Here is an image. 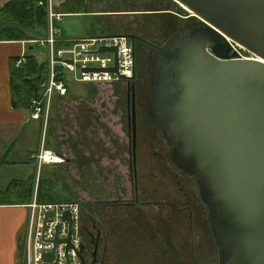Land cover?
<instances>
[{
	"label": "water",
	"instance_id": "1",
	"mask_svg": "<svg viewBox=\"0 0 264 264\" xmlns=\"http://www.w3.org/2000/svg\"><path fill=\"white\" fill-rule=\"evenodd\" d=\"M174 1L200 23L173 32L160 45L151 44L149 119L176 168L195 180L207 208L217 264H264V0ZM125 36L133 52L136 37ZM236 48L251 57H240ZM96 52L113 54L114 66L106 70L117 74V48L101 46ZM120 79L127 84L130 103L134 169V60L130 79ZM52 216V211L44 215L42 230ZM61 219L68 224V236L59 239L57 226L52 243L64 242L67 251L72 248L70 213ZM97 234L95 238L86 230L93 246L89 264H98ZM83 249L81 243L77 255L81 264H88ZM52 258L53 253L42 256Z\"/></svg>",
	"mask_w": 264,
	"mask_h": 264
},
{
	"label": "crops",
	"instance_id": "2",
	"mask_svg": "<svg viewBox=\"0 0 264 264\" xmlns=\"http://www.w3.org/2000/svg\"><path fill=\"white\" fill-rule=\"evenodd\" d=\"M8 1L10 0H0V5ZM27 33L29 40L6 41L0 37V168H10L17 172V177H21L19 180L9 177L3 185L0 184V194L4 193L13 182H26L27 180L31 192L28 202L21 203L11 200L2 202L0 200V264H22L29 214L28 205L33 197L35 196L40 204L60 202L55 201L57 194L55 195L50 190L52 187L42 186L41 180L51 178V183L54 168L62 167L61 164L67 168H76L69 176L71 178L75 174L76 181L72 182V179L65 181L67 191L76 196L75 200L69 203L79 206L80 222L81 218L87 220L86 214L92 211L93 217L89 218L91 224L89 230L93 233L97 230L101 234L98 258L102 264H156V260L164 255L166 229H170V224L166 223V215L178 216L177 226H175V220L172 219L170 238L172 249L176 253L182 243L186 247V239H183L184 235L181 234L180 223L182 221H179V216L183 218L184 227L188 229L186 220L188 221V215L189 219L191 215L192 218L194 217V208L188 204L184 207L174 206L170 209L169 206L172 204L169 205L163 201L162 185L151 191L138 187L136 152L133 169L129 140L125 138V135L123 136L121 128L120 132L118 131V137L115 134L114 137H103V139L91 137L87 142L84 138L78 137L64 140L59 138L58 142L53 138L54 132L52 134L51 127L54 125L49 128L48 120L44 123L41 119L31 118V109L12 107L10 69L12 65L15 68L21 67L15 66L21 53L26 56L33 55L38 64L47 63V55L41 52L43 47L38 42L41 38H37H44L46 28L42 32L27 30ZM34 45L39 46L37 51L34 50ZM39 53L45 54L46 58H40ZM71 86L72 84L68 86L65 93L69 96L68 90ZM64 96H54L50 107L51 113L55 110L54 105L58 107L61 102L62 105L66 104L63 103L67 102ZM41 145L60 155L63 163L42 165L38 168L30 156L35 154ZM102 151L106 152L104 158H102ZM83 172L88 173L89 178H93V185L98 183L94 179L102 176L114 181L115 186L108 187L107 192L102 186L101 192L90 191L91 188L87 185L89 183L86 182ZM77 193L79 198H77ZM106 194L109 195L108 199H105L108 196ZM148 196L155 197V200L146 201ZM166 208L172 213L166 211ZM201 211L203 212L202 209Z\"/></svg>",
	"mask_w": 264,
	"mask_h": 264
},
{
	"label": "rangeland",
	"instance_id": "3",
	"mask_svg": "<svg viewBox=\"0 0 264 264\" xmlns=\"http://www.w3.org/2000/svg\"><path fill=\"white\" fill-rule=\"evenodd\" d=\"M103 1L66 0L60 7V11L64 13L70 10L79 14L68 13V15L62 18V38L76 39L87 36L103 38L113 36L125 38L130 44V40L125 35L133 34V36L136 37L133 41L137 42L139 46L135 56L133 53V60L136 58L138 63L136 71L143 73L147 83L136 91L135 142L138 187L151 191L153 188L162 185L163 201L166 204H172V206H169L170 209L174 206L184 207L188 204L194 208V217L192 218L191 215L189 219L188 215V221L186 220L189 226L188 229L184 227L183 218L179 216V221H182L180 223V226H182L181 234L184 235L183 239H186V247H184L182 243L176 253L171 247L170 238L172 236V219L175 220L174 223L175 226H177L176 219H178V216L166 215V223L170 224V229H166L167 239L164 255H161L159 259L156 260V264H217V249L211 238L206 219L207 208L198 198L195 180L193 177L177 169L173 164L170 159L168 145L162 137H160L158 127L152 123L147 113L148 97L151 90V75H153L150 56L154 48L151 46V43L160 45L173 32L192 25L193 21L190 20L192 18H189L192 14L189 12L187 13L186 10L181 8L174 0H115L112 6L104 10L107 11V9H109L108 12H120L121 14H95L98 12L97 5ZM22 31L27 33L25 29ZM37 38L42 39V37ZM38 47V45H34V50L37 51ZM42 49L41 52H44L45 48L43 51ZM238 51L243 58L251 57L244 50L240 52L238 49ZM39 56L40 58H46V55L43 53H39ZM118 82H120L121 87H116L115 84L107 82H103V84L102 82H71L72 86L69 87L68 90L70 96L67 94L64 96L67 102L63 103L66 104L62 105L61 102V105H58V107L54 105L53 109L55 110H53L52 113L50 111L48 114L47 122L49 128L51 125H54L51 127L52 134L54 132L53 138L59 142V138L64 140L78 137L84 138L87 142L91 137H101L103 139V137H114V134L118 137L120 132L119 129L121 128L123 136L125 135V138L129 140L130 145V132L127 120V84L125 81ZM104 83L107 84L104 85ZM39 119L44 122L42 117ZM120 125L122 126L120 127ZM91 132L93 134H91ZM105 155L106 152L104 153V151H102V158H104ZM61 165L62 167L54 168V170L52 169L54 174L52 175L53 178L51 183V178L41 180L42 186H51L52 188L50 190L53 191L55 195H58H56L55 201L60 202L54 203L72 202V200L76 198L74 194L71 195L67 191L65 183L66 180L71 179L72 182L76 181L75 174H73L71 178L69 177L76 168H67L64 167L63 164ZM16 173L17 172L14 170H10V168L1 167L0 184L3 185V182L8 180L9 177L19 180L21 177H17ZM84 174L86 176V182L89 183L87 185L91 188L90 191L95 190V192H101L104 188V191L107 192L106 190L108 187L115 186L114 181L107 177L103 178L102 176L98 179H94L97 180L99 184L94 183L93 185V178H89L88 173ZM55 178H57V180H55ZM30 193V189H27L25 184H15V186L11 185L8 190L0 194V200L3 201L7 199L8 201H20L24 203L30 200ZM76 195L77 198H79L78 193ZM108 198L109 195L105 199ZM65 199L68 200L64 201ZM150 200H155V197L148 196L146 201ZM166 211L171 212L168 208H166ZM92 214V211H90L89 214H86V218L88 219L81 220L80 229L82 227L81 225H87L88 228H91L89 218L93 217ZM183 227L185 228V233Z\"/></svg>",
	"mask_w": 264,
	"mask_h": 264
},
{
	"label": "built area",
	"instance_id": "4",
	"mask_svg": "<svg viewBox=\"0 0 264 264\" xmlns=\"http://www.w3.org/2000/svg\"><path fill=\"white\" fill-rule=\"evenodd\" d=\"M66 0H39L37 6H44L46 12V33L39 44L45 48L47 55V72L40 84V92L30 100L31 118L42 117L44 123L48 119L53 96L65 95L71 82L74 83H99L120 81V76L130 79L133 70V52L131 45L121 37H83L62 38V18L68 13L60 11ZM117 48V74L106 69L114 66L112 53L98 54L99 47ZM235 49V48H234ZM240 50V49H239ZM236 51L240 55L238 48ZM242 51V50H240ZM26 54L21 53L15 66L26 63ZM240 57H242L240 55ZM243 58V57H242ZM87 69H97L98 72ZM39 168L42 165H56L63 163V159L42 145L38 151L30 156ZM29 214L23 245V264H81L77 255L82 243L80 229V208L75 203H38L34 196L28 205ZM53 212L48 217L43 229V219L47 212ZM69 212L71 215L72 232L70 241L72 248L66 251V244L52 243L58 226V238L68 236V224L62 220V214ZM53 253L52 260L42 259L44 254ZM83 254V253H82ZM84 256V254H83Z\"/></svg>",
	"mask_w": 264,
	"mask_h": 264
},
{
	"label": "trees",
	"instance_id": "5",
	"mask_svg": "<svg viewBox=\"0 0 264 264\" xmlns=\"http://www.w3.org/2000/svg\"><path fill=\"white\" fill-rule=\"evenodd\" d=\"M38 1L39 0H10L0 5V37H3V40H29V36L22 30L25 29L34 32H42L45 30L46 12L44 6H37ZM114 1L115 0L103 1L97 5L98 12L95 14H121L120 12H108L109 9H107V11L104 10L112 6ZM65 13L75 12L69 10V12ZM46 72L47 64L45 62L38 64L36 58L29 54L26 56L25 65L19 68H15L14 65H12L10 69V86L12 89L13 108L31 109L30 100L39 93V87L45 78ZM107 83L115 84L116 87H121L118 81ZM15 184H25V187L30 189L28 180L26 182H13L11 185L15 186ZM6 201L8 200H3L2 202ZM38 203L40 202L38 201Z\"/></svg>",
	"mask_w": 264,
	"mask_h": 264
},
{
	"label": "flooded vegetation",
	"instance_id": "6",
	"mask_svg": "<svg viewBox=\"0 0 264 264\" xmlns=\"http://www.w3.org/2000/svg\"><path fill=\"white\" fill-rule=\"evenodd\" d=\"M86 1V0H85ZM103 1V0H102ZM188 13V12H187ZM193 15H190L189 16V18H192V19H190L191 21H193V24L192 25H195V24H199V20L194 16V17H192ZM129 35H133V34H129ZM152 44V43H151ZM132 45H133V49H134V56H135V54H136V51H137V49H138V44H137V42H134L133 41V43H132ZM152 45H154V44H152ZM153 47V46H152ZM137 60H136V58H135V60H134V71H135V98H134V110H135V106H136V91H137V89L138 88H140L141 86H144V85H146L147 83H146V80H145V78H144V75H143V73H139V72H137L136 71V69H137ZM152 76V75H151ZM149 79V78H148ZM149 81V80H148ZM146 83V84H145ZM151 88H152V77H151ZM150 92H151V90H150ZM150 95V94H149ZM148 99H149V97H148ZM148 105V104H147ZM129 106H130V103H128V96H127V120H128V110H129ZM148 113V112H147ZM135 117H136V115H135ZM135 128H136V125H135ZM81 220H82V218H81ZM80 224H81V222H80ZM82 227H81V232H82V243H84V249L82 250V253L84 254V258H85V260H86V262L89 264L90 263V254H91V251H92V249H93V246L90 244V242H89V238L86 236V230L88 229L89 230V228L87 227V225L86 226H83V225H81ZM97 233H99V231H95V233H94V237L96 238V236L98 235ZM99 238V240H100V236L98 237ZM97 260H98V264H102L101 263V260H100V258H98V253H97ZM217 263H218V260H217Z\"/></svg>",
	"mask_w": 264,
	"mask_h": 264
},
{
	"label": "bare ground",
	"instance_id": "7",
	"mask_svg": "<svg viewBox=\"0 0 264 264\" xmlns=\"http://www.w3.org/2000/svg\"><path fill=\"white\" fill-rule=\"evenodd\" d=\"M179 5V4H178ZM180 6V5H179ZM181 8H183L184 10H186L184 7L180 6ZM186 12H189L188 10H186ZM190 13V12H189ZM239 49V48H238ZM241 52V51H240ZM115 81V80H114ZM110 82V81H109Z\"/></svg>",
	"mask_w": 264,
	"mask_h": 264
}]
</instances>
